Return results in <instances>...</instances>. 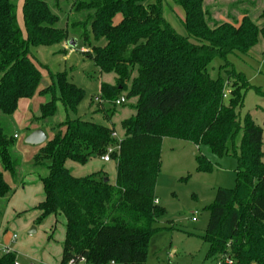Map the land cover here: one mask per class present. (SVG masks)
Wrapping results in <instances>:
<instances>
[{
  "label": "trees",
  "instance_id": "obj_1",
  "mask_svg": "<svg viewBox=\"0 0 264 264\" xmlns=\"http://www.w3.org/2000/svg\"><path fill=\"white\" fill-rule=\"evenodd\" d=\"M17 1L0 0V198L12 194L4 172L17 177L22 165L12 127L19 101L37 93L46 99L32 118L40 127L47 126L62 104L67 117L56 126H64L65 132L42 145L32 166L45 171L40 174L45 197L36 206L37 221L50 215L66 219L60 264L80 258L87 264H147L148 243L166 213L156 202L165 137L236 158V186L217 189L203 239L210 245L208 256L219 264H264V126L250 114L241 122L237 109L252 86L243 73L231 72L243 84L233 83L226 99L225 79L208 71L216 58L230 66V55L246 54L259 35L264 38V9L260 25L246 12L241 19L227 15L220 20L204 0H175L185 10L187 35H182L168 22L161 0H24L25 36ZM62 1L69 7L64 26L55 11H61ZM70 38L83 42L80 49L88 51L82 53L100 73L114 75V83H101L102 103L118 107L115 101L123 92L126 100L137 99L136 114L121 122L125 136L120 142L112 136L114 125L69 116L85 91L68 71L51 74V82L40 89L42 71L31 47L63 44ZM115 113L110 109L104 116L111 120ZM117 144L119 152L112 155L115 182L105 181L103 169L78 177L66 166L68 160L85 165ZM197 160L200 171L210 169L205 156ZM17 260L14 251L0 256V264Z\"/></svg>",
  "mask_w": 264,
  "mask_h": 264
},
{
  "label": "rangeland",
  "instance_id": "obj_2",
  "mask_svg": "<svg viewBox=\"0 0 264 264\" xmlns=\"http://www.w3.org/2000/svg\"><path fill=\"white\" fill-rule=\"evenodd\" d=\"M157 1L145 0V3ZM20 2L21 0L17 1V18L26 36ZM161 3L165 16L172 27L178 33L187 35L184 8L176 4L175 0H161ZM204 4L210 14L217 19H222L221 17L227 15L238 18L239 15L246 12L258 24L263 23L259 15L264 9V0H204ZM60 7L61 11L57 9L55 11L60 14L61 26H64L69 7L64 5L63 1ZM119 20L120 16L117 17L116 22ZM81 46H83V42L79 41L75 49L67 47L68 51L73 49L72 58L69 60L65 58L64 43L31 47V56L42 71L41 86L45 87L46 83L48 85L51 82V74L68 71L69 78L85 91V96L77 110L69 111V116L114 125L118 136L123 138L125 130L122 128L121 122L129 117L131 111L135 110L137 99L127 98V102L118 107H114L113 103L99 102L101 83H114V75L100 73L93 60L80 52ZM228 60L231 62L230 66L216 58L208 66L210 75L212 77H217L220 74L223 76L225 93H228L229 97L231 86L239 81L231 72L234 69L243 73L252 86L245 90L243 104L237 109L241 122L243 123L246 115L250 114L258 125L264 126V38L259 35L257 44L248 53L232 54ZM242 84L239 81V85ZM121 95L126 96L127 92H123ZM93 101L94 105L91 107ZM114 108L116 113L112 119L105 118L104 113ZM134 112L136 114V111ZM25 114H28L27 110H25ZM66 116L63 105L59 103L58 112L51 121L65 120ZM25 121L23 120L20 125H15V132L20 136V139H23L22 137L27 132ZM45 124H48V121ZM54 125L48 130L49 139L56 133L65 132L64 126L57 128L56 123ZM242 135L243 130L239 132L236 143H240ZM29 148L35 147L31 145ZM162 154V169L157 179L156 195L159 204L165 208L166 213L157 223L161 229L151 237L148 243L147 264H217L218 260L215 256H208L210 245L203 239L209 221L208 206L213 203L219 187L234 188L236 186V158L229 155L218 157L212 153L209 146H197L194 143L171 137L163 139ZM24 155L30 159L27 153ZM198 156H205L210 162L209 170L200 171L198 169ZM32 157L35 159V155L32 154ZM34 159L26 160L25 158V166L33 164ZM101 160L94 158L90 161V165L87 167L92 171L90 174L103 169L107 173V177L113 181L116 161L103 162ZM4 174L14 195L12 205H8V202L2 199L0 201V256L8 249L3 244L6 233L17 234V240L11 241L9 249L12 250L15 245H19L18 253L22 264H41L39 258L58 260L61 255L64 226L60 223L57 224L56 241L48 242L46 231L52 224L51 218L47 217L38 222L34 217L38 198L42 192L39 189H34L35 187H32V191L29 190L31 187L22 191L18 189L9 172L5 171ZM30 176L27 175L25 179L27 186L33 180ZM5 227H8L7 231ZM33 227L37 229V232L29 233ZM24 242L28 243L27 246L22 245Z\"/></svg>",
  "mask_w": 264,
  "mask_h": 264
},
{
  "label": "crops",
  "instance_id": "obj_3",
  "mask_svg": "<svg viewBox=\"0 0 264 264\" xmlns=\"http://www.w3.org/2000/svg\"><path fill=\"white\" fill-rule=\"evenodd\" d=\"M23 3H24V0H21L20 4H21V7H22V17H23ZM21 7H20V11H21ZM226 17H221L222 19H220V20H226ZM241 17H242L241 15L238 16L239 19H241ZM23 24H24V20H23ZM67 47H69L68 44L67 43H64V49L67 52V54L65 53V58H66V60H69V59L72 58V51L75 48H73L70 51H68V48ZM83 49H86V48H83ZM113 80H114V76H113ZM46 85H47V83H46ZM41 88H43V87L40 86V89ZM45 101H46V99L41 94H39V93H37L33 98H30V99H25V98L24 99H21L19 101L18 109L15 112V114L13 116V121H12V127H13V133H14V135L17 134L15 132V125L22 124L23 120H26L25 121V126H27L26 127L27 128V132L22 137L23 139H20V136L17 134L18 137L16 138V150H17V153L22 158V165H21V168H20V171H19V175L17 177L12 176V175L11 176L14 178L15 184L17 185L18 189H21L22 191H25V190H27L28 188L31 187L29 190L32 191L33 190L32 187H35L34 189H39L42 192L41 196L38 198L37 205L41 201H43L44 200V197H45L44 189H43V184H42V182L40 180V174H44L45 171H43V170H41V171L33 170V168H32L33 164H31L30 166L26 167L24 163H25V158H26V160L34 159V157H32V154L36 156L37 153L39 152L40 148L44 144H42V145H32V147H35V148L30 149L29 146H31V145L30 144H27L24 140H25V138L32 131H34V130H36L38 128L44 129L45 132L48 134L49 128H52L51 126H53L55 123L57 124L58 122L64 121V120H61V121H57V122H52L51 121L52 118H51V119L48 120V124H47L46 127H40L37 124H32V118L35 115H39L40 106ZM99 102H101V101L99 100ZM25 110H27V112H28L27 115L25 114ZM134 111L135 110L131 111L129 117H131V116H133L135 114ZM25 116H27V117L25 118ZM49 138H50V136L48 135V139ZM19 139H20V141H19ZM26 153L28 154V158H30V159H27L26 155H24ZM94 158H97L98 160H101L102 159L101 157H92V158H90V160L85 165H80V164H78V163H76L74 161L68 160L66 162V166L68 167V169H70V171L75 176H78V177L87 176V175H90V172H92L91 169H89L87 167H88V165H90V161L92 159H94ZM101 161H103V160H101ZM27 162H29V161H27ZM115 167H116V169H115L116 170L115 171V177H114L113 181H111L109 179L111 182H115L116 181V178H117V165H116V163H115ZM27 175L28 176L31 175L30 177L33 178L32 183L29 186H27L26 185L27 183L25 182V179H26ZM4 177H5V174H4ZM5 179H6V177H5ZM13 195L14 194L12 192V194L10 195V197H8V198H0V201L2 199L3 201H7L8 202V205L11 204V203L13 204V202H12ZM158 203H159V201H158ZM39 214H40V211L36 210L34 217L37 219L38 216H39ZM49 218H51V223L52 224H51L49 230L46 231L47 232V236H48V240H49L48 242H50V241H56V236L55 235H56V230H57V224L60 223L61 225L64 226V232H63V237H62V242H61V250H60L61 255H60V257H59L58 260H51V259H48V258H42V259L39 258V260L41 261V264H60L61 257H62V245H63L64 239H65V224H66V219H65V217L63 215H57V216L56 215H50ZM5 230L7 231L8 230V227H5ZM36 232H37V229H36ZM29 233H30V231H29ZM15 235L17 236V234H13L12 235V234H6L5 233V238L3 239V244H4L5 248H8L9 249V246L11 245V241H13L14 239L17 240L16 238H14ZM23 244H24V246L25 245L27 246L28 243L27 242H24V243H22V245ZM18 246L19 245H15V247H13L12 251L16 252L17 258L21 262L20 257H19V253H18Z\"/></svg>",
  "mask_w": 264,
  "mask_h": 264
},
{
  "label": "built area",
  "instance_id": "obj_4",
  "mask_svg": "<svg viewBox=\"0 0 264 264\" xmlns=\"http://www.w3.org/2000/svg\"><path fill=\"white\" fill-rule=\"evenodd\" d=\"M88 50L87 49H80V52H87ZM224 97H228V93H225L224 94ZM126 98L124 96L118 98L116 101H115V104L118 105V106H121L123 105L124 103H126ZM112 136L114 138H116L119 142L121 140V138L118 136V133L115 131L113 132ZM15 137L17 138L18 135L16 134ZM119 149H120V145L117 144V145H111L107 148L106 152L104 155L101 156L102 160L104 162H110L113 160L112 158V155L115 153V152H119ZM156 202H158V200H156ZM193 219H195V217H193ZM17 236L15 235L14 238H16ZM12 250L10 249H7L4 253H7V252H10ZM228 262H230L229 259H227ZM16 264H22L19 260L16 261ZM33 264V263H31ZM67 264H87V261L85 258H80L79 260H74V259H71L67 262ZM219 264V263H218Z\"/></svg>",
  "mask_w": 264,
  "mask_h": 264
},
{
  "label": "water",
  "instance_id": "obj_5",
  "mask_svg": "<svg viewBox=\"0 0 264 264\" xmlns=\"http://www.w3.org/2000/svg\"><path fill=\"white\" fill-rule=\"evenodd\" d=\"M68 46L71 48H76L78 45V40L76 38H70L67 42ZM48 140V134L45 132L44 129L38 128L32 131L26 138L25 142L30 145H42L46 143ZM109 180V178H105V181ZM36 228L33 227L30 230V233H35Z\"/></svg>",
  "mask_w": 264,
  "mask_h": 264
}]
</instances>
